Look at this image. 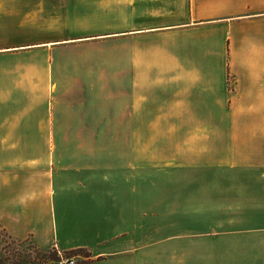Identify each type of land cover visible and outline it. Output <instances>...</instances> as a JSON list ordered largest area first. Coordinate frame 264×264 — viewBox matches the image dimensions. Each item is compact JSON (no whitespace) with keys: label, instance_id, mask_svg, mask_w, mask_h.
I'll return each instance as SVG.
<instances>
[{"label":"crops","instance_id":"crops-1","mask_svg":"<svg viewBox=\"0 0 264 264\" xmlns=\"http://www.w3.org/2000/svg\"><path fill=\"white\" fill-rule=\"evenodd\" d=\"M146 128L238 136L145 185ZM0 229L91 264H264V0H0Z\"/></svg>","mask_w":264,"mask_h":264},{"label":"rangeland","instance_id":"rangeland-1","mask_svg":"<svg viewBox=\"0 0 264 264\" xmlns=\"http://www.w3.org/2000/svg\"><path fill=\"white\" fill-rule=\"evenodd\" d=\"M134 131L137 153L136 164L145 166L148 164L150 167L149 172L146 171L145 175H142V173L136 174V177H138L136 181H138L139 184L145 185H170L176 183V181H178V183L179 181L185 183L186 178L184 177V172L177 173L180 177L178 180H175V176L162 177L158 175L159 172H157V169L161 168V170H163L167 168V175H171V173H176L168 169L172 168L177 163L184 166L188 163H212V161L219 156V152L221 153L222 146L211 143L209 138L211 140L215 138L216 143L223 141L228 136H238L237 129L200 130L188 128H146L135 129ZM115 132L116 130H112L111 132H107L106 135L113 136ZM139 142L144 144H139ZM59 147L62 151L64 150L63 146ZM86 147L88 152L91 151V153H93L95 148H100L102 146L95 147L93 145H88ZM108 147L116 148L119 154L125 151L122 150L121 145H111ZM142 151H144L143 154L145 155V159L142 158ZM175 156L178 157L177 160H175ZM173 195L174 194L170 193H151V196H154L157 200H168L171 199ZM140 196H142V194H140ZM157 236L158 231H154L150 234L152 239H156ZM59 253L66 258H75L77 264H91V261L87 259L90 254L88 248H76L70 251H63L61 248H58L57 245H52L49 248H40L32 239L17 240L0 229V264H35L38 258L44 259L43 254H47V256L52 258H58L57 264H59Z\"/></svg>","mask_w":264,"mask_h":264},{"label":"trees","instance_id":"trees-1","mask_svg":"<svg viewBox=\"0 0 264 264\" xmlns=\"http://www.w3.org/2000/svg\"><path fill=\"white\" fill-rule=\"evenodd\" d=\"M44 259H39L35 262V264H57L58 258H52L47 256V254H43Z\"/></svg>","mask_w":264,"mask_h":264},{"label":"built area","instance_id":"built-area-1","mask_svg":"<svg viewBox=\"0 0 264 264\" xmlns=\"http://www.w3.org/2000/svg\"><path fill=\"white\" fill-rule=\"evenodd\" d=\"M59 256H60V260L58 262L59 264H77V261L73 257L66 258L61 253H59Z\"/></svg>","mask_w":264,"mask_h":264}]
</instances>
